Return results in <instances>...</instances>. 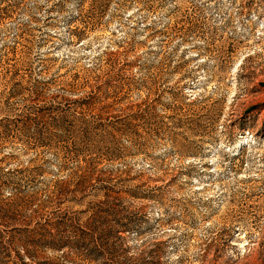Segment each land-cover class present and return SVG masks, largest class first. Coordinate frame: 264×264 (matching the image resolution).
Returning <instances> with one entry per match:
<instances>
[{
	"label": "rangeland",
	"instance_id": "rangeland-1",
	"mask_svg": "<svg viewBox=\"0 0 264 264\" xmlns=\"http://www.w3.org/2000/svg\"><path fill=\"white\" fill-rule=\"evenodd\" d=\"M0 264H264V0H0Z\"/></svg>",
	"mask_w": 264,
	"mask_h": 264
},
{
	"label": "trees",
	"instance_id": "trees-1",
	"mask_svg": "<svg viewBox=\"0 0 264 264\" xmlns=\"http://www.w3.org/2000/svg\"><path fill=\"white\" fill-rule=\"evenodd\" d=\"M89 177L92 179V177L89 175ZM89 177H85L82 181L79 182V185L77 188H75V190L78 192V196L79 197H72V198H75L74 200H82V197L84 194V190L86 187H92L93 188V185H91V183L89 182ZM106 186H109V185H106ZM88 210V206L86 208ZM6 211V210H5ZM92 212H98V211H92ZM119 224H121V228L122 230H129L131 227L128 224L127 221L125 222H120L118 221ZM45 230V229H44ZM78 231H80V233L82 234L84 229H78ZM49 235H45V234H41V236L37 239V242L40 244V245H43V246H47L48 248H52V249H57L58 247L61 248V246H64L65 244H67L65 241H62L61 239L59 238H55L54 236L50 235V232L48 231ZM79 235V234H78ZM78 237V241H77V245L78 244H81V245H84V239L81 238V236H77ZM59 248V249H60ZM58 249V250H59ZM23 263H25L23 260H22Z\"/></svg>",
	"mask_w": 264,
	"mask_h": 264
}]
</instances>
